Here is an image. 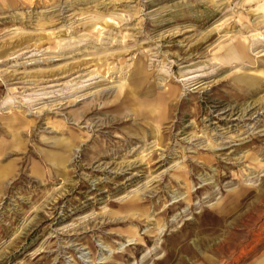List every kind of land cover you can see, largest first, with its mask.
Returning <instances> with one entry per match:
<instances>
[{"label": "rangeland", "instance_id": "1", "mask_svg": "<svg viewBox=\"0 0 264 264\" xmlns=\"http://www.w3.org/2000/svg\"><path fill=\"white\" fill-rule=\"evenodd\" d=\"M91 263L264 264V0L0 7V264Z\"/></svg>", "mask_w": 264, "mask_h": 264}, {"label": "crops", "instance_id": "2", "mask_svg": "<svg viewBox=\"0 0 264 264\" xmlns=\"http://www.w3.org/2000/svg\"><path fill=\"white\" fill-rule=\"evenodd\" d=\"M28 1H31V0H0V7L2 6H13V5H17L19 3H22V2H28Z\"/></svg>", "mask_w": 264, "mask_h": 264}, {"label": "bare ground", "instance_id": "3", "mask_svg": "<svg viewBox=\"0 0 264 264\" xmlns=\"http://www.w3.org/2000/svg\"><path fill=\"white\" fill-rule=\"evenodd\" d=\"M240 51H242L241 49H239ZM238 52V51H237ZM239 55V54H238ZM190 78V77H189ZM123 89V88H122ZM172 89V88H171ZM171 92V91H170ZM171 95H173V94H171ZM136 232L137 231H135V229H134V236L131 238V239H136L137 237H136ZM259 239V238H258ZM257 240V239H256ZM228 242V241H227ZM254 245V244H253ZM227 247V246H226ZM246 247V246H245ZM218 249V248H217ZM247 249V248H246ZM255 249V248H254ZM227 250V249H226ZM250 250H253V248L252 249H250ZM247 251V250H246ZM239 256V255H238ZM106 256H103L102 258H105ZM91 264H93V263H91Z\"/></svg>", "mask_w": 264, "mask_h": 264}]
</instances>
